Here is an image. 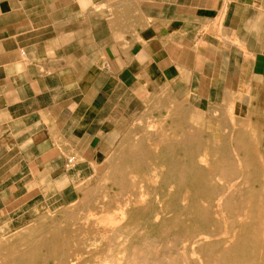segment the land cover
Wrapping results in <instances>:
<instances>
[{"label":"crops","instance_id":"0c3cea01","mask_svg":"<svg viewBox=\"0 0 264 264\" xmlns=\"http://www.w3.org/2000/svg\"><path fill=\"white\" fill-rule=\"evenodd\" d=\"M130 106L263 129L264 0H0V185L54 137L103 154Z\"/></svg>","mask_w":264,"mask_h":264},{"label":"rangeland","instance_id":"374dc122","mask_svg":"<svg viewBox=\"0 0 264 264\" xmlns=\"http://www.w3.org/2000/svg\"><path fill=\"white\" fill-rule=\"evenodd\" d=\"M129 109L123 125L112 131L110 144L100 147L103 154L96 151L99 147H70L63 137H54L55 145L36 153L40 161L33 160L34 153L23 163L25 177L16 176L0 185V264H264V123L259 131H243L239 140L251 145L241 146L238 152L239 145L234 143L239 140L231 138L230 122L210 128L214 123L209 115L191 111L183 125L181 114L172 121L166 113L137 115L133 106ZM174 122L178 128L164 131L165 139L160 135L161 142L155 147L151 138H144L148 130H164ZM181 125L188 128L182 131ZM133 134L143 135L147 160L133 172L128 184L132 195L122 197V187L110 183L105 175L116 165L117 149ZM182 135L192 143L181 146L177 140ZM224 141L233 144L217 145ZM53 155L62 160H44ZM125 157L130 161L133 153ZM228 158L238 160L237 167L232 164L237 176L228 172L221 177L223 172L214 164ZM143 173L151 184L145 183ZM108 190L117 193L114 209L80 202L95 192L92 202L102 205L112 194L101 192ZM129 197L132 203L127 205ZM128 207L133 213L130 219ZM109 212L116 214L107 216Z\"/></svg>","mask_w":264,"mask_h":264},{"label":"bare ground","instance_id":"6f19581e","mask_svg":"<svg viewBox=\"0 0 264 264\" xmlns=\"http://www.w3.org/2000/svg\"><path fill=\"white\" fill-rule=\"evenodd\" d=\"M151 115V114H150ZM170 115V119L173 121V115L172 114H167V116H169ZM176 116L177 115H179V112H178V114L176 113L175 114ZM142 117V116H141ZM176 118V117H175ZM245 118V117H244ZM161 119V118H160ZM177 119H179L178 117H177ZM176 120V119H175ZM157 121V120H156ZM141 122V121H140ZM166 123V122H165ZM157 124V123H156ZM152 126V125H151ZM160 127V126H159ZM164 127V126H163ZM174 127L175 128H178V126H177V124L174 122L173 124H169V125H167V126H165L164 128H162V129H164V130H158V129H156L154 132H149V130L147 131V132H145V134H144V138L145 137H149V138H151V140H152V144H153V146L155 147L156 145H158V144H160V142H161V138H162V140H163V138H164V136H166L165 134H163V132L165 131H172L173 129H174ZM232 127V126H231ZM140 128V127H139ZM180 128H181V130L182 131H185L186 129H185V127L183 126V125H181L180 126ZM191 128H193V127H191ZM196 128H198V127H196ZM194 129V128H193ZM231 129V128H230ZM158 130V131H157ZM159 131H161V133H158ZM176 131V130H175ZM234 132V131H233ZM131 133H132V131H131ZM170 133V132H169ZM185 132H183L182 134H184ZM198 133V132H197ZM171 134V133H170ZM244 134V132L243 131H241V130H239L238 132H237V134H236V137L238 138V140L239 139H241V137H242V135ZM130 135H132V134H130ZM162 136L161 138H159V136ZM128 134H127V138H128ZM171 136V135H170ZM187 136H189L188 135V133H187ZM169 137V136H168ZM172 137V136H171ZM192 137H193V135H192ZM192 137H191V139H192ZM124 138V137H123ZM130 138V137H129ZM125 139V138H124ZM142 139H143V135L141 136L140 135V137L139 136H137V135H135L134 136V134H133V137L131 138V139H129V141L128 142H125L124 141V143H125V145L123 146V145H121V147H119L118 149H117V151L116 152H118V151H120V153H119V157L117 156H115V158L113 159V162L116 164L115 166H114V168L111 170V172L110 173H108L107 175H105L106 177H107V179L108 180H110V183H114L115 185L117 184V185H119V186H121L122 187V190L119 192V193H122L121 195H122V197L125 195V194H128V196H129V194L131 193V190L130 189H128V184L131 182L130 180H133V177H134V173L133 172H135V169H137V168H141V166H142V164H144V163H146L145 161L147 160L146 159V153H145V149H147L145 146H144V144H143V141H142ZM165 139V138H164ZM187 139V138H186ZM198 139V138H197ZM207 139V138H206ZM126 140V139H125ZM185 139H184V135H182V137L180 138V140H177V141H179V144L181 145V146H183L184 144H187V146H188V144H190V143H192V142H189V141H184ZM199 140V139H198ZM122 141V140H121ZM195 142H197V140L195 141ZM199 142V141H198ZM200 142H201V140H200ZM199 142V144H201ZM225 142V141H224ZM122 143H123V141H122ZM226 143L229 145V144H233V143H231V142H225V143H219V144H217V145H219V146H225L226 145ZM193 144H194V142H193ZM235 145H239L238 147H239V149L237 150V149H235V150H237L238 152H240V147L241 146H244L245 147V145L246 146H248V145H251V144H245V141L244 140H239V141H237V142H235L234 143ZM170 145V144H169ZM198 145V144H197ZM173 146V145H172ZM171 146V147H172ZM186 146V145H185ZM186 146V147H187ZM190 146V145H189ZM196 146V145H195ZM216 146V145H215ZM163 147V146H162ZM234 147V146H233ZM192 148V147H191ZM116 149V148H115ZM171 149V148H170ZM176 149V148H175ZM196 149V148H195ZM198 149H199V147H198ZM230 149H231V147H230ZM187 150V149H186ZM115 151V150H114ZM167 151V150H166ZM226 151H229V149H227ZM225 151V152H226ZM231 151H233L232 149H231ZM236 151V152H237ZM115 152V153H116ZM170 152H172L171 150H170ZM186 152V151H185ZM185 152H184V154H185ZM188 152V151H187ZM194 152V151H193ZM196 152V151H195ZM129 153H133V159H131L130 161H125L126 159H127V157H125V155H127V154H129ZM228 153V152H227ZM165 154V153H164ZM168 154H170V153H168ZM187 154V153H186ZM194 154V153H193ZM231 154V153H230ZM230 154H228V155H230ZM232 154L233 155H235L234 154V151L232 152ZM114 155V154H113ZM177 155H179V154H177ZM111 156V155H110ZM175 156V155H174ZM181 157V156H180ZM191 157V156H190ZM195 157V156H194ZM201 157V156H200ZM228 157V156H227ZM234 157V156H233ZM240 157V156H239ZM243 157H244V155H243ZM173 158V157H172ZM182 158V157H181ZM193 158V157H192ZM191 158V159H192ZM235 158V157H234ZM232 159V158H228V159H220V160H218V161H216L215 162V164H214V167H215V169L216 168H218L217 170H219V169H221V172H223V174L221 175V177L223 176V177H225V175H226V173H227V175L229 174L228 172H232V174L233 173H235V171H234V168L235 167H237V165H235L236 163L235 162H237L238 160L237 159ZM240 158H242V157H240ZM239 158V159H240ZM246 158V157H245ZM180 159V158H179ZM188 159V158H187ZM195 159V158H194ZM189 160H190V158H189ZM210 161V160H209ZM242 161L244 162V163H246L247 161L245 160V159H242ZM232 162H234V163H232ZM242 162V163H243ZM184 163V162H183ZM187 164H188V162H186ZM110 164V163H109ZM232 164H234L235 165V167L233 168V166H232ZM112 165V164H111ZM110 165V166H111ZM182 165H184V164H182ZM196 165V164H195ZM242 165V164H241ZM239 166V165H238ZM184 167V166H183ZM182 167V168H183ZM211 167V166H210ZM110 168V167H109ZM108 168V169H109ZM238 168H240V167H238ZM237 168V169H238ZM111 169V168H110ZM110 169H109V171H110ZM203 169V168H202ZM235 170H236V168H235ZM142 171H144V170H142ZM145 172V171H144ZM218 172V171H217ZM216 172V173H217ZM241 172V171H240ZM242 172L243 173H245L243 170H242ZM105 174V173H104ZM231 173H230V175H232ZM236 174V173H235ZM234 174V175H235ZM240 174V173H239ZM242 174V173H241ZM241 174H240V176H241ZM143 176V178L145 177V179H144V181H145V183L146 184H151V181H150V178H149V176L147 175V174H145L144 175V173L142 174ZM229 175V176H230ZM233 175V176H234ZM236 176H237V174H236ZM243 176V175H242ZM245 176H247V175H245ZM254 176V175H253ZM264 176V175H263ZM105 177V178H106ZM215 177V176H214ZM220 177V176H219ZM228 177V176H227ZM104 178V179H105ZM217 178V177H216ZM222 179V178H221ZM237 179H238V177H237ZM226 180V179H225ZM236 180V179H235ZM243 180V179H242ZM262 180V179H261ZM260 180V181H261ZM228 181V180H227ZM257 181V180H256ZM255 181V182H256ZM222 182V181H221ZM224 182V181H223ZM230 182V181H229ZM236 182V181H235ZM239 182H241L240 180H239ZM254 182V181H253ZM254 182V183H255ZM225 183V182H224ZM233 183V182H232ZM231 183V184H232ZM238 183V182H237ZM237 183H233V184H237ZM107 184V183H106ZM222 184V183H221ZM232 184V185H233ZM249 184V183H248ZM222 186V185H221ZM231 186V185H230ZM234 187V186H233ZM228 188V187H227ZM231 189V187L229 188V190ZM223 190V189H222ZM99 191V190H98ZM112 190H108V191H102L101 193H106V194H112V195H108V199L107 200H104L103 201V203H102V205L101 204H95L94 205V203L92 202L93 201V199H94V194H95V192H94V194H92L91 193V195L89 196V197H87V196H83V197H81V199H80V202L82 203V204H84V203H86V202H88V205L89 204H91V206H101V208L103 209V208H107L108 210L109 209H111V208H113L114 209V207L115 206H112V201H113V199H115L114 197H116V196H114V194L116 195L117 193L116 192H111ZM134 191V190H133ZM231 192V191H230ZM225 193V192H224ZM106 194H105V196H106ZM97 195V194H96ZM131 195H132V193H131ZM134 196V195H133ZM229 196V195H228ZM118 197V196H117ZM121 197V198H122ZM120 198V199H121ZM127 198V197H126ZM125 198V199H126ZM130 198V199H129ZM127 200H128V203H127V205H129L130 203H132V197H129ZM225 198H226V196H225ZM224 198V199H225ZM228 198V197H227ZM230 198V197H229ZM105 199V198H104ZM244 199V198H243ZM247 199V198H246ZM228 200V199H227ZM116 201H118L117 200V198H116ZM115 201V202H116ZM222 201H224L223 199H222ZM101 202V201H100ZM107 202V203H106ZM216 202V201H215ZM227 202V201H226ZM202 204V203H201ZM224 204H225V202H224ZM80 205V204H79ZM230 205V204H229ZM120 206V205H119ZM221 206H223L222 204H221ZM225 206V205H224ZM231 206V205H230ZM85 207V206H84ZM121 207V206H120ZM185 207H187V206H185ZM229 207V206H228ZM70 208V207H69ZM222 209H223V207H221ZM225 208V207H224ZM68 209V208H67ZM72 209H74V207L72 208ZM76 209H77V207H76ZM92 209H94L95 210V207L93 208L92 207ZM98 209V208H97ZM96 209V210H97ZM128 209H129V211H128V213H127V216L129 215V219L132 217L131 215H133V213L131 212V210H130V208L128 207ZM234 209V208H233ZM232 209V210H233ZM70 210V209H69ZM98 210H100V209H98ZM227 210V209H226ZM229 210H231L230 208H229ZM218 211V210H217ZM102 212V211H101ZM121 212V211H120ZM236 212V211H235ZM71 213H73V212H71ZM70 213V214H71ZM99 213V212H98ZM110 213V215H108V213L106 214L107 216H113V214H116V212L115 213H111V212H109ZM88 215V214H87ZM122 215V214H121ZM225 215H227V214H225ZM82 216H83V214H82ZM86 216V215H85ZM94 216V215H93ZM92 216V217H93ZM105 216V215H104ZM111 216V217H112ZM65 217V216H64ZM67 217V216H66ZM70 217V216H69ZM87 217V216H86ZM102 218V217H101ZM105 218V217H104ZM114 218H117V216L116 217H114ZM84 219V218H83ZM94 219V218H93ZM107 219H108V217H107ZM106 219V221L107 222H109L110 220H107ZM110 219V218H109ZM124 219V218H123ZM102 220H104V219H102ZM118 220V219H117ZM60 221V220H59ZM61 221H62V219H61ZM73 221V220H72ZM94 221V220H93ZM121 221V220H120ZM119 220H118V222H120ZM82 222V221H81ZM91 222V221H90ZM105 222V221H104ZM111 222H113V220L111 221ZM226 222V221H225ZM60 223V222H59ZM89 223V222H88ZM115 223H117V221H115L114 223H112L113 225H115ZM170 223H172V222H170ZM233 223V222H232ZM66 224V223H65ZM86 224V223H85ZM92 224V223H91ZM103 224H105V223H103ZM111 224V223H110ZM109 224V225H110ZM229 224V223H228ZM112 225V226H113ZM225 225V224H224ZM233 225V224H232ZM31 226H34V225H31ZM59 226V225H58ZM57 226V227H58ZM65 226V225H64ZM73 226V225H72ZM227 226V225H226ZM257 226H258V224H257ZM75 227V226H74ZM81 227V226H80ZM110 227V226H109ZM231 227V226H230ZM262 228V227H261ZM80 230H81V228H80ZM93 230V229H92ZM109 230V229H108ZM257 230V229H256ZM84 231V230H83ZM96 231V230H95ZM25 232V231H24ZM92 232V231H91ZM259 232V231H258ZM70 233V232H69ZM94 233V232H93ZM109 233H110V231H109ZM109 233H107L108 235H109ZM222 233V232H221ZM228 233V232H227ZM261 233V232H260ZM45 234V233H44ZM231 234V233H230ZM41 235H43V234H41ZM41 235L39 236V238L41 237ZM54 235H56V234H54ZM210 235V234H209ZM219 235V234H218ZM217 235V236H218ZM51 236H53V235H51ZM58 237V236H57ZM72 237V236H71ZM202 237V236H201ZM107 239V238H106ZM196 239H200V238H196ZM203 239V238H202ZM36 240H38V238L36 239ZM35 240V241H36ZM204 240V239H203ZM35 241H34V243H35ZM44 242V241H43ZM204 243V242H203ZM12 244V243H11ZM44 246V245H43ZM13 247V246H12ZM37 248V247H36ZM202 249H203V247H201ZM200 248V249H201ZM46 249V248H45ZM43 250V249H42ZM79 250V249H78ZM82 250V249H81ZM13 251V250H12ZM44 252V251H43ZM75 252V251H74ZM39 253V252H38ZM22 255V254H21ZM47 255V254H46ZM46 257V256H45ZM32 261V260H31ZM74 263V262H73Z\"/></svg>","mask_w":264,"mask_h":264}]
</instances>
